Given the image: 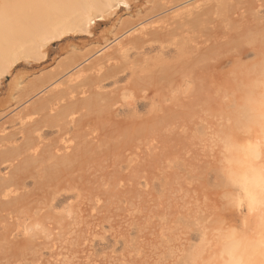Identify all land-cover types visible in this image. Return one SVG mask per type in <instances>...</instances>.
Here are the masks:
<instances>
[{
  "label": "rangeland",
  "instance_id": "rangeland-1",
  "mask_svg": "<svg viewBox=\"0 0 264 264\" xmlns=\"http://www.w3.org/2000/svg\"><path fill=\"white\" fill-rule=\"evenodd\" d=\"M144 1L141 15L157 10ZM173 1L141 24L126 25L127 33L155 34L139 49L129 41L122 49L130 54L126 77L102 84L112 108L94 116L93 148L60 174L48 162L38 164V184L26 188L36 212L15 228L1 219L0 264H216L223 258L240 186L229 148L245 136L246 99L264 92L258 67L264 0ZM127 8L121 4L110 19L98 20L91 34L56 42L43 61H18L0 86V123L21 114L41 116L32 103L112 50L117 16L135 14L136 8ZM73 49L92 53L76 58L75 68ZM57 71L62 73L55 80L43 83ZM122 107L123 115H111ZM4 126L11 131L18 122ZM61 195L60 203L50 201ZM12 215L25 218L19 211Z\"/></svg>",
  "mask_w": 264,
  "mask_h": 264
},
{
  "label": "bare ground",
  "instance_id": "bare-ground-1",
  "mask_svg": "<svg viewBox=\"0 0 264 264\" xmlns=\"http://www.w3.org/2000/svg\"><path fill=\"white\" fill-rule=\"evenodd\" d=\"M142 1L144 0H0V86L12 75L18 61L44 60L56 42L73 39L76 35L91 34L93 27L98 24L97 21L110 19L121 4L128 8L131 6L136 8L133 16L126 18L117 16L120 26L116 27L115 33L119 37L115 46L111 44L112 50L108 51L107 48V52L104 51L91 61L81 64L79 68L74 65L77 59L86 58L92 51L79 53L75 49L72 50L73 56H76L75 59L72 58L73 66L77 69L68 75L64 82L59 81L57 85L54 83V87L46 90V94L36 99L38 104L33 102L31 105L34 103L37 105V112L41 116L23 117L26 115L21 114L22 117L21 115L14 119L11 117L0 123V222L1 219H5V223L10 220V225L15 228L20 222L32 221L36 210L30 205L31 191L26 188L31 182L34 185L38 184L39 175L35 169L39 163L48 162L52 170L59 171L60 174L91 150L93 148L91 146L97 142L94 141L96 136H92L94 116L98 117L105 108L107 112L110 107L112 108L108 105L109 92L102 90V84L119 82L126 77L125 60L130 54L127 49L123 51L122 49L129 41L131 44L136 43L135 47L139 49L145 47L144 44L155 34L139 29L140 27L139 30L135 28L136 30L127 33L129 29L125 30L126 25L140 23L157 12L160 7L175 3L173 0L144 1L157 10L148 15H141V6L144 4ZM204 2L197 6H202ZM147 49L152 50L153 47L147 46ZM203 50L199 51L200 54ZM258 67L264 70V59ZM61 73L57 71L49 75L43 83L56 79ZM67 82L68 84H65ZM23 86L25 87V84ZM114 109L110 110L113 116L123 115L125 112L123 107ZM95 111L99 113L95 114ZM242 116L246 120L245 136L229 148L233 158L237 159L236 166L240 175V186L234 199L236 221L222 241L224 256L220 257L216 264H264V92L255 99H246ZM15 121L18 122V126L6 131L4 125ZM53 132L57 133L55 139L49 142L42 140V136ZM65 135L69 137L65 138ZM19 138L20 142H17ZM3 167L7 169L1 174ZM63 198V195L53 196L50 201L57 204ZM14 211H19L25 218L14 219L15 215H12Z\"/></svg>",
  "mask_w": 264,
  "mask_h": 264
}]
</instances>
